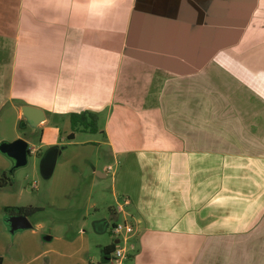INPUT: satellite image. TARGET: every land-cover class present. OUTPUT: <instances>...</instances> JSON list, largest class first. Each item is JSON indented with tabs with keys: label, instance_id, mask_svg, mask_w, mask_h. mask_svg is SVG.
Returning <instances> with one entry per match:
<instances>
[{
	"label": "crops",
	"instance_id": "obj_1",
	"mask_svg": "<svg viewBox=\"0 0 264 264\" xmlns=\"http://www.w3.org/2000/svg\"><path fill=\"white\" fill-rule=\"evenodd\" d=\"M25 106L45 120L24 139ZM83 111L98 131L69 139ZM10 115L6 142L31 155L97 157L73 167L52 229L34 214L12 234L6 208L40 207L22 192L0 204L3 264H109L77 217L84 187L89 202L112 193V225L134 226L104 246L124 248L122 264H264V0H0V126Z\"/></svg>",
	"mask_w": 264,
	"mask_h": 264
},
{
	"label": "rangeland",
	"instance_id": "obj_2",
	"mask_svg": "<svg viewBox=\"0 0 264 264\" xmlns=\"http://www.w3.org/2000/svg\"><path fill=\"white\" fill-rule=\"evenodd\" d=\"M12 129L13 116L10 115L6 118L5 123L0 126V143L2 141H7L9 137L13 135ZM60 129L62 132L65 131L63 125L62 127H60ZM32 130L33 128L29 123L25 128L22 126V121L18 123V131L19 133H21L24 139L29 137ZM66 131H68L67 128ZM40 136L41 132L36 135L38 139ZM88 139L100 141L102 137L101 135L88 136L80 134L78 135L77 141L81 142ZM86 148L87 149L80 150L77 147H69L62 158H59V160L56 161V167L50 179H44L41 176L40 164L43 158V154L30 155L28 159V165L26 167L11 172L13 164L7 157L0 153V182L2 181L3 177H6L5 182H7L5 186H0V204L7 203V201H15L14 199L9 198H14V195H18V193L22 192V201L20 202V205H26L29 200L34 199V201L37 202L36 205L40 207L38 208L39 210L34 213L36 215L33 216L32 219H30L32 223H35L37 221L47 222V227L49 226V229H52L54 225H57L63 219H68L67 217H65V213L64 215L60 216L62 214V211L60 212L56 210V208H60L61 205L65 204L67 196L69 195V192H71L70 189L72 188H69L68 186L72 183L73 167L75 165H82V161H85L84 159H86L87 161L90 158L95 159L97 157V153L95 155V149H93L92 147ZM91 167L92 166H89L90 170L92 169ZM113 168L115 169L116 166H113ZM79 170L80 169H78L77 171ZM88 173L82 181L83 183L81 185V188L84 184H88V182H91V176ZM117 178H119V176L116 177V180ZM112 180V176L110 175V177H108V179H106L105 181L98 182H103L104 185L111 187L113 184ZM130 181L135 182L134 178ZM94 188L96 190L97 185H95ZM83 190H85V187L78 192V202L75 203V201L74 206H76L79 210L80 214L77 217H80L81 222L83 223V221L86 220L84 225L85 234L91 244L92 253L94 255L93 257H95V260L97 262H101L103 258L104 246L112 244L118 238L111 232L112 224L115 222L111 207H114L115 204L113 202L111 192L108 193V198H105V200L100 199L97 193L94 192L92 193L93 200L92 202H89L87 199L88 193L84 194ZM94 201L95 205H97L98 207V210L91 208V205ZM108 204L110 206H107ZM7 212L11 214L13 210ZM7 212L6 214L2 213L1 225H4L5 223V215H7ZM102 218H107L110 222V226L106 230V232L97 234L94 231L93 223L95 221H101ZM48 233H50V231H48Z\"/></svg>",
	"mask_w": 264,
	"mask_h": 264
},
{
	"label": "water",
	"instance_id": "obj_3",
	"mask_svg": "<svg viewBox=\"0 0 264 264\" xmlns=\"http://www.w3.org/2000/svg\"><path fill=\"white\" fill-rule=\"evenodd\" d=\"M22 111L25 117V120L22 121V126L24 128L28 123L32 128H35L45 120L44 112L38 108L25 106ZM0 153L12 161L13 167L11 172L26 167L28 165L29 156L31 155L29 143L22 138L13 142H1ZM58 154V146L52 147L44 153L40 164L41 174L44 179H49L52 176ZM10 222V232L12 234L19 230L31 228L28 217L25 215L13 217ZM108 227L109 223L107 220L98 221L93 224L94 231L97 234L106 232Z\"/></svg>",
	"mask_w": 264,
	"mask_h": 264
},
{
	"label": "trees",
	"instance_id": "obj_4",
	"mask_svg": "<svg viewBox=\"0 0 264 264\" xmlns=\"http://www.w3.org/2000/svg\"><path fill=\"white\" fill-rule=\"evenodd\" d=\"M70 123L72 127V133L69 136V139H73L74 133L77 131L96 133L98 131L97 122L98 115L89 111H83L79 113H71L70 114ZM6 177L2 178L0 182V186L3 187L7 184L5 182ZM16 211L18 215L30 216L37 212L38 208L32 207H21V208H6V211ZM115 251V244L107 246L103 249L104 255L108 256L109 254ZM0 264H3V258L0 256Z\"/></svg>",
	"mask_w": 264,
	"mask_h": 264
},
{
	"label": "built area",
	"instance_id": "obj_5",
	"mask_svg": "<svg viewBox=\"0 0 264 264\" xmlns=\"http://www.w3.org/2000/svg\"><path fill=\"white\" fill-rule=\"evenodd\" d=\"M112 168L109 167L108 170H111ZM124 204H128V200L124 201ZM120 211H122V206H119L118 208ZM112 233L117 236L118 240L120 241L121 239H126L134 230V226L130 222H122L118 224L112 225L111 229ZM126 259V252L124 248H116L115 251L113 252V255L110 257V264H122V262Z\"/></svg>",
	"mask_w": 264,
	"mask_h": 264
}]
</instances>
